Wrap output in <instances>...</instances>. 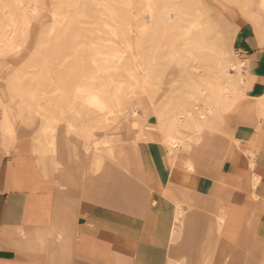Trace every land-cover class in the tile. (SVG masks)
Returning <instances> with one entry per match:
<instances>
[{
  "label": "rangeland",
  "instance_id": "1",
  "mask_svg": "<svg viewBox=\"0 0 264 264\" xmlns=\"http://www.w3.org/2000/svg\"><path fill=\"white\" fill-rule=\"evenodd\" d=\"M260 2L0 0V172L27 147L56 184L62 172L72 186L82 176L88 194L79 208H108L116 245L120 226L134 237L156 228L165 234L171 223L181 238L175 205L183 217L199 210L196 196L237 190L232 163H245L248 151L234 144L231 126L263 118L246 92L247 37L264 44ZM78 82L84 94L98 91L111 114L75 97ZM180 130L187 141L173 147L170 133ZM65 139L75 145L70 152ZM89 153L101 158L90 175L76 162ZM184 158L191 173L176 169L183 177L170 179L163 196L146 173L165 181Z\"/></svg>",
  "mask_w": 264,
  "mask_h": 264
},
{
  "label": "crops",
  "instance_id": "2",
  "mask_svg": "<svg viewBox=\"0 0 264 264\" xmlns=\"http://www.w3.org/2000/svg\"><path fill=\"white\" fill-rule=\"evenodd\" d=\"M246 47V92L263 118L231 126L234 144L248 151L245 163L243 159L232 163V171L239 173L231 176L230 186L237 190L196 196L199 210L183 217V209L175 205L173 219L184 220L181 238L171 223L165 234L156 228L134 237L120 226L116 245L110 210L87 202L79 208L80 194H88L79 186L82 176L78 173L72 186L62 172L63 185L56 184L45 164L29 148L21 147L5 160L0 172V264H264V44L248 36ZM63 143L69 152L75 146L66 139ZM223 150L228 155L221 158L225 163L230 157ZM76 162L88 175L101 166L95 153H89L86 163ZM188 163L184 158V166L172 168L171 176L183 177L176 171L179 168L191 173ZM156 174L147 172V179L160 185L165 196L170 177L164 181ZM187 177L194 181L191 174ZM161 214L170 218L169 211Z\"/></svg>",
  "mask_w": 264,
  "mask_h": 264
},
{
  "label": "bare ground",
  "instance_id": "3",
  "mask_svg": "<svg viewBox=\"0 0 264 264\" xmlns=\"http://www.w3.org/2000/svg\"><path fill=\"white\" fill-rule=\"evenodd\" d=\"M261 7H264V0H261L260 2ZM147 6V5H146ZM148 7V6H147ZM149 10V9H148ZM198 26V24H196ZM113 59L115 60V62L117 63L118 60H120V56L118 55H113ZM219 74L223 73L224 71V67H222V64H220L219 68H218ZM89 84V83H88ZM81 84H79V82L72 88H74V95L75 97H79V96H84L85 101L84 103H87L91 108L96 109L98 111H100L103 114V111L108 112V114L110 115L111 112L113 111L112 109H110L107 104L105 103V101H103L101 99V96L99 95V92L96 90H91L88 91L87 93H83L82 91V86H80ZM120 89V87H117V90ZM133 89H131L132 91ZM189 115V114H188ZM187 115V116H188ZM182 117V116H181ZM171 135V145H173V147H179V143H184L187 141V137L184 134V131L180 130V131H173L172 133H170ZM95 144V143H94ZM109 146V145H108ZM115 147V145L111 144L110 145V150H112ZM175 157H177L176 155H174ZM130 158V157H129ZM165 158V157H164ZM187 169L191 170L192 166L191 164H187ZM255 174V173H254ZM175 175L173 174L172 177L170 179H174Z\"/></svg>",
  "mask_w": 264,
  "mask_h": 264
}]
</instances>
